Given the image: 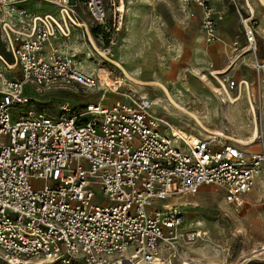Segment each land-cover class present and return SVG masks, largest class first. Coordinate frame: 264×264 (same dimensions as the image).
Segmentation results:
<instances>
[{"label":"built area","instance_id":"2783aa9c","mask_svg":"<svg viewBox=\"0 0 264 264\" xmlns=\"http://www.w3.org/2000/svg\"><path fill=\"white\" fill-rule=\"evenodd\" d=\"M27 1L0 0V37L19 66V76L0 86V264H169L180 242L203 235L184 231L181 197L212 185L226 203L241 207L256 177L264 178V143L247 151L222 136L175 134L152 113L148 97L117 92L80 67L65 44L74 28L61 8L74 16L68 0H37L59 8L57 16L33 14ZM230 1L244 37L237 56L252 55L264 89V22L260 26L249 7ZM83 2L104 25V0ZM184 2L200 8L205 41H221L216 26L223 14L208 0ZM212 77L221 102H230L227 90L236 97L247 92L244 80ZM27 82L101 90L95 101L64 103L54 116L33 107ZM105 94L117 99L106 103ZM248 111L254 123L249 103Z\"/></svg>","mask_w":264,"mask_h":264},{"label":"rangeland","instance_id":"374dc122","mask_svg":"<svg viewBox=\"0 0 264 264\" xmlns=\"http://www.w3.org/2000/svg\"><path fill=\"white\" fill-rule=\"evenodd\" d=\"M68 1L74 14L72 16L70 12L71 16L76 21L87 23L94 42L93 46L87 40L88 35L83 32V28H76L75 26L72 28L69 38L65 40L68 49L76 53V58L81 59L84 71L89 73L93 71V75L98 76L99 81L104 84L106 82L103 74L106 71H113L117 74H120V71L116 70L108 59L105 60L103 55L112 60H120L121 65L128 72L136 73L139 79L157 80L164 83L175 101L194 113L207 128L228 136L231 135L234 138H245L250 135L254 123L251 120L252 117L248 112L245 99L241 98L234 104L220 101L222 95L219 94V86L210 75V63H208L210 60H207L204 55V35L203 44L198 45L199 43L188 34L182 35V32L173 28L172 23L169 24L171 25L169 27L172 31V37L177 39L176 42L160 34L159 20L153 17L154 12L151 10L155 6L156 0H123L125 8L123 12L114 10L115 6L119 5L120 0H104L106 22L102 26L97 25L87 12L83 0ZM178 1L182 4V8H185L184 0H166L167 8L172 7L174 10ZM250 1L254 5L258 24L262 26L264 9L257 6L254 0ZM209 2L211 7L215 9L214 3L211 0ZM237 3L245 10L242 0H237ZM228 4L232 9L227 13L226 11L221 12L223 18L220 24H226L235 30V8L231 1ZM24 5L33 14L51 13L55 16L58 15V8L45 2L29 0ZM179 8L182 17H186L181 5ZM184 8L183 10H185ZM199 20L198 25H200ZM193 25L198 27L196 22H193ZM237 36L241 37L239 34ZM106 49H109V53ZM101 52L103 55L100 54ZM86 53H90V58L87 60H85ZM0 55L7 63H10V66L7 67L0 61L1 86L3 79L12 75L19 76V66L12 65L11 55L6 51V46L1 37ZM248 55L252 59V55ZM239 66V72L247 77V66L242 63ZM233 77L237 76L233 75ZM248 82L252 87L251 94L259 121L260 137L257 140V148L247 151H257L259 146L264 143V94L261 98L256 73L254 78ZM100 90L101 88L83 90L77 86L69 87L57 83L47 87H36L32 82H27L25 85V92L32 99L33 107L45 114L54 116L60 113V108L64 103L81 106L90 101H95ZM118 90L127 93L130 90H136L137 95L143 96L142 93H145L151 101L160 97L161 94L157 87L145 86L140 88L131 85L128 81L121 82L116 91L118 92ZM231 94L232 96L235 95V91ZM104 99L106 103H110L117 99V95L105 94ZM159 107L160 110L152 109L154 114L180 123L188 129L187 131L200 138L209 137L199 134L200 129L181 113H169L168 111H172L169 106L164 111L161 105ZM255 180V186L247 194V199L253 201L252 203L256 206H249L250 202L247 201L246 205L243 204L239 210L225 202L222 189L212 185L198 187L193 192L183 195L180 201L183 204L182 210L185 217L184 231L198 229L205 232V236L202 235L190 244L180 242L179 256L172 258L171 264H181V262L216 264L224 259L227 260V264H264V252L260 253L259 250L264 246L263 231L261 233L254 227L251 232L249 226V222L252 221L255 226L264 228V201H259L260 193L264 191V178L256 177ZM93 192L97 199L102 198L97 190ZM230 211L232 215L229 214ZM235 216L243 217L241 229L235 226V222L236 224L239 222ZM197 221H200L201 225H197Z\"/></svg>","mask_w":264,"mask_h":264},{"label":"bare ground","instance_id":"6f19581e","mask_svg":"<svg viewBox=\"0 0 264 264\" xmlns=\"http://www.w3.org/2000/svg\"><path fill=\"white\" fill-rule=\"evenodd\" d=\"M264 4V0H255L257 6H261V3ZM69 2V1H68ZM243 2V7L245 9H247L249 7V11H251L253 14H255L254 12V7L251 5V2L250 0H242ZM62 8V12L64 14V12L67 13V15L70 17V19L73 21L74 23V26L76 28H83V32L87 35H88V38L87 40L94 46V42H93V39L91 37V34L89 32V28H88V25L87 23L85 22H80V21H76L70 14L69 10L67 7L63 6L61 7ZM59 9V8H58ZM124 3H123V0H120V3L119 5L115 6L114 10L115 11H119V12H123L124 11ZM72 10V9H71ZM65 18H66V15L64 14ZM264 16V14H263ZM100 54L103 55V52H101ZM245 54H248V53H245ZM243 54V55H245ZM243 55H241L243 57ZM108 61L113 64L114 68L117 70L120 71V74H117L116 72H113V71H106L103 75H104V79H105V82H106V85L107 87L115 90V86L118 85L119 83L121 82H129L131 85H134V86H137V87H140V88H143L145 86H154V87H157L160 91V97H157L154 101H151V106H150V109L152 111L153 110H160V105L162 106V110H167V107L169 106L172 111H168L169 113H181L182 115H184L187 119L191 120L195 126H197L199 129H200V132L199 134L201 135H206V136H209V137H203V138H207V139H210V138H214L216 136H222V137H225V138H228V139H231L241 145L244 146V148L246 150H252L254 148H257L258 146V143H257V140L259 139V121H258V117H257V113H256V110H255V104L253 102V98H252V94H251V85L250 83L244 79L245 83H246V87H247V92L246 93H243V97H242V92H240V94H238V96L236 97V95L232 96L231 92L229 90H227V95H228V98L230 100V104H234L235 102L239 101L241 98H244L245 99V103L248 107V103L250 104V107L252 108L253 110V116H254V124H253V127L251 128V132H250V135L245 137V138H234V137H231L224 134V133H221L219 131H215V130H212V129H209L207 128L203 122L192 112L188 111L187 109H185L184 107H182L181 105H179L175 99L173 98V96L170 94L168 88L166 87V85L160 81H157V80H141L137 77V74L136 73H131V72H128L122 65L119 61L117 60H112L111 58L109 57H106L105 55H103ZM240 56V57H241ZM238 57L237 60L230 66H234L238 60H240L241 58ZM90 58V53H86L85 54V60L89 59ZM240 58V59H239ZM78 60V63L80 65V67H82V63H81V59L80 58H76ZM0 61L8 67V65L10 66V63H7L4 58L0 55ZM211 65V64H209ZM231 70V68H226V69H222V70H219V71H216L212 68H210V74L211 76H215V77H218V75H226V73H228L229 71ZM88 72V71H87ZM89 73V72H88ZM90 74H93V71L90 72ZM111 74H112V77L113 79L111 80ZM204 75V74H203ZM96 76V75H95ZM205 76V75H204ZM209 76V75H208ZM200 77V76H199ZM202 78V76H201ZM262 74L258 75L257 77V83H258V87H259V94L262 98V95L264 94V89H263V85H262ZM202 81V80H201ZM212 87V86H211ZM210 87V88H211ZM117 90V89H116ZM115 90V91H116ZM156 94V93H155ZM143 96H146L145 93H142ZM235 97V98H234ZM105 98V97H104ZM249 112V111H248ZM153 113V111H152ZM154 114V113H153ZM156 115V114H155ZM161 118V117H160ZM162 120H164L166 122V124H168L171 128H174L173 131L175 134L179 135L180 133H188L190 135H187V138H191V140L193 138H196L198 136H196V134H192L190 131H187L188 129L183 127L182 125H180V123H175L173 121H170L168 118H161ZM252 120V119H251ZM262 180V179H261ZM256 182V180H255ZM254 186H255V183H254ZM253 186V187H254ZM252 187V188H253ZM251 188V189H252ZM250 189V190H251ZM216 191V190H215ZM261 201L263 202L264 201V195L261 196ZM243 205V203H242ZM241 205V207H242ZM241 207L239 208H234V209H237L239 210ZM236 212V211H235ZM238 214V212H236ZM229 214L232 215V212L230 211ZM234 217V216H233ZM235 218H238L237 220L239 221L238 224H236L235 222V226L239 229H241L243 227V221H242V218L241 217H236ZM197 225H201V222L200 221H197L196 222ZM257 228V230H259L261 232V230L263 229V227L261 226L260 228L258 226H254ZM253 227V228H254ZM198 230V229H197ZM203 235L205 236V232H203ZM260 253H263L264 252V246H262L260 249ZM171 263V262H170ZM168 264V263H166Z\"/></svg>","mask_w":264,"mask_h":264},{"label":"crops","instance_id":"0c3cea01","mask_svg":"<svg viewBox=\"0 0 264 264\" xmlns=\"http://www.w3.org/2000/svg\"><path fill=\"white\" fill-rule=\"evenodd\" d=\"M211 1L214 3L213 6H214L216 11H220L222 13H224L223 11H226V13H227V11L232 9L230 4H228L230 2L229 0H211ZM208 2H209V0H208ZM179 4H180V1H178L176 3L175 8L173 10L172 7H170V9L167 8L166 0H156L155 6L153 8H151V10L154 12L153 17L159 20L158 23H159L160 34H163V35L169 37L171 39V41L176 42L177 39L172 37L173 36V35H171L172 31L170 30V27H169L172 25L173 28L182 32V35L188 34V36H190L192 39H194L195 41H197L199 43L198 45L203 44V35L204 34L201 30L200 25H198V19L201 18L200 8L196 4H194L193 2H190L189 4L184 3V4H186L185 8L183 7L186 10L185 11L182 8V4H180L182 11L184 12V14L187 17L186 18V17H182V15L180 14L181 10L179 8V6H180ZM209 4H210V2H209ZM251 5H252V2H251ZM252 6L254 7V5H252ZM254 12H255V8H254ZM263 14H262V16H263ZM234 16L236 19L235 30H232L226 24H220L221 23V21H220L216 26V31H217L218 35L221 37V41L211 42V43H207L205 41L204 42L205 43L204 44L205 45L204 55L206 56L207 60H210L208 62L211 64L210 68H212L216 71H219V70H222L223 68L226 69L229 67V68H231V70L228 72V74L226 73L227 75H229V76L232 75V77H233V75L237 76V77H233V78L235 80H238V81L244 80V79H246L248 81V80H252L254 78V75H255V72L251 67L252 59L248 55L249 53L243 55V57L241 56L240 57L241 59L239 58L240 60H238L234 66L230 67L237 60V58H238L237 54L240 51V49L244 46V37L241 34L239 27H238V18H237V15L235 14V10H234ZM168 20H171V21H168ZM193 22H196L198 27L194 26ZM170 23H172V24L169 25ZM199 24H200V20H199ZM238 34L241 35V37H238L237 36ZM196 37H198V38H196ZM258 56L260 58L263 56L262 46H260V48H259ZM240 63L247 66V68H246V73L248 74L247 77L243 76L239 72ZM128 92L134 96H140V95H137L138 92H136V90H134V91L130 90ZM247 109H248V107H247ZM262 191H263V189H262ZM247 194L244 196V199H243L244 205H246V202L248 201ZM262 195H264V191H263V193L262 192L260 193L259 201H261ZM248 202H250L249 206H256L252 203L253 201H248ZM263 205H264V203H263ZM249 223H250L249 226L251 227V232H252V228L255 225L252 221H250ZM262 231L264 234V228L261 230V233H262Z\"/></svg>","mask_w":264,"mask_h":264}]
</instances>
